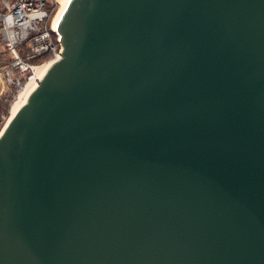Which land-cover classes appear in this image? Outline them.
Listing matches in <instances>:
<instances>
[{
  "label": "water",
  "instance_id": "obj_1",
  "mask_svg": "<svg viewBox=\"0 0 264 264\" xmlns=\"http://www.w3.org/2000/svg\"><path fill=\"white\" fill-rule=\"evenodd\" d=\"M52 28L0 134V264H264V0H64Z\"/></svg>",
  "mask_w": 264,
  "mask_h": 264
},
{
  "label": "built area",
  "instance_id": "obj_2",
  "mask_svg": "<svg viewBox=\"0 0 264 264\" xmlns=\"http://www.w3.org/2000/svg\"><path fill=\"white\" fill-rule=\"evenodd\" d=\"M56 0H0V99L9 103L0 113V134L10 105L43 63L35 58L60 57L59 35L52 28Z\"/></svg>",
  "mask_w": 264,
  "mask_h": 264
},
{
  "label": "bare ground",
  "instance_id": "obj_3",
  "mask_svg": "<svg viewBox=\"0 0 264 264\" xmlns=\"http://www.w3.org/2000/svg\"><path fill=\"white\" fill-rule=\"evenodd\" d=\"M64 2V0H56V5H58L57 10L55 11L53 17H52V23L54 22V18L57 15V13L61 10L62 8V3ZM52 62H54L53 60L49 59V61L43 62V64L37 66L34 70V76L32 79H30V81L20 90V92L18 93L17 97L14 99V101L12 102L11 106H10V115L9 118L7 120L8 121L11 119V117L14 115L16 108L18 106V104L20 103L21 99L25 96V93L32 87L34 86V84L38 83L37 77L38 75L43 71L46 70L49 65L52 64ZM6 123V124H7ZM6 126V125H5Z\"/></svg>",
  "mask_w": 264,
  "mask_h": 264
},
{
  "label": "trees",
  "instance_id": "obj_4",
  "mask_svg": "<svg viewBox=\"0 0 264 264\" xmlns=\"http://www.w3.org/2000/svg\"><path fill=\"white\" fill-rule=\"evenodd\" d=\"M46 57H48V56H42V57L35 58L34 61H33V63L39 64ZM8 106H9V103L7 101L4 102L2 99H0V113L1 112H6L5 110L8 108Z\"/></svg>",
  "mask_w": 264,
  "mask_h": 264
},
{
  "label": "rangeland",
  "instance_id": "obj_5",
  "mask_svg": "<svg viewBox=\"0 0 264 264\" xmlns=\"http://www.w3.org/2000/svg\"><path fill=\"white\" fill-rule=\"evenodd\" d=\"M57 8H58V5L56 6V10H57ZM49 59H51V57L50 56H48V57H46L41 63H43V62H46V61H49ZM12 104V103H11ZM11 106V105H10ZM8 108H9V106H8Z\"/></svg>",
  "mask_w": 264,
  "mask_h": 264
}]
</instances>
